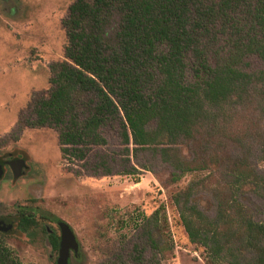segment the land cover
Returning a JSON list of instances; mask_svg holds the SVG:
<instances>
[{
    "label": "trees",
    "instance_id": "16d2710c",
    "mask_svg": "<svg viewBox=\"0 0 264 264\" xmlns=\"http://www.w3.org/2000/svg\"><path fill=\"white\" fill-rule=\"evenodd\" d=\"M62 24L64 59L50 64L51 87L36 100L31 124L58 129L64 158L105 144L101 128L116 122L123 144L160 146L174 179L225 164L230 196L219 200L216 218L191 203L192 182L180 193L181 221L191 241L209 247L208 264H220L235 242L253 256L228 264H264V222L238 201L246 187L264 198V174L249 162L253 135L233 136L241 111L264 119V66L252 70L247 60L255 54L264 64V0H75ZM188 140L200 150L192 159L179 148ZM10 225L0 226V264H30L6 243ZM38 225L34 210L19 209L20 230L33 236ZM48 237L58 250L59 235Z\"/></svg>",
    "mask_w": 264,
    "mask_h": 264
},
{
    "label": "rangeland",
    "instance_id": "374dc122",
    "mask_svg": "<svg viewBox=\"0 0 264 264\" xmlns=\"http://www.w3.org/2000/svg\"><path fill=\"white\" fill-rule=\"evenodd\" d=\"M73 1L0 0V158L24 159L17 179L6 175L0 183V214L14 218L6 243L23 262L55 264L58 250L48 233L59 235L60 229L56 221L42 218L44 213L62 218L74 230L79 249L72 251L70 264H208L209 247L191 241L181 221L185 198L180 193L193 182L191 203L213 220L219 200L230 196L225 164L174 179L175 170L160 146L123 144L116 122L102 126L105 144L90 146L83 157L74 152L64 158L58 129L31 124L36 100L51 87L50 64L64 59L67 36L62 21ZM119 22L116 13L113 32ZM247 60L252 70L264 66L255 54ZM233 130L235 140L242 131L253 135L247 139L249 162L264 174V119L241 111ZM179 148L187 159L200 151L189 140ZM239 148L229 146L236 154ZM238 201L255 221L264 222V198L258 190L246 187ZM19 204L32 206L42 225L33 236L17 227ZM156 210L158 222L152 218ZM229 246L221 252L220 264L238 257L242 263L251 261L253 255L241 251L237 242Z\"/></svg>",
    "mask_w": 264,
    "mask_h": 264
},
{
    "label": "water",
    "instance_id": "95a60500",
    "mask_svg": "<svg viewBox=\"0 0 264 264\" xmlns=\"http://www.w3.org/2000/svg\"><path fill=\"white\" fill-rule=\"evenodd\" d=\"M20 162L24 163V159H21ZM23 163H19L18 167H22ZM19 175V173H15L16 177ZM9 222L12 225L13 221H10L8 217H0V226H7ZM56 223L60 227L61 233L59 239L58 257L55 264H70L69 258L71 251H78L79 241L76 238L74 230L65 220L57 218ZM49 233H51V231Z\"/></svg>",
    "mask_w": 264,
    "mask_h": 264
},
{
    "label": "flooded vegetation",
    "instance_id": "af4514ba",
    "mask_svg": "<svg viewBox=\"0 0 264 264\" xmlns=\"http://www.w3.org/2000/svg\"><path fill=\"white\" fill-rule=\"evenodd\" d=\"M21 159H23V156H17V155H9L8 157L0 158V176L2 175V177L0 178V183L2 182L1 180L5 178L6 175H11L14 179H17L15 176V173L20 174L22 170L24 169V163L20 162ZM19 163H23L22 167H18ZM22 207H24L27 211H28V208H31L33 210L32 206H29L27 204H19L16 206L15 213L17 214L19 212V209H21ZM0 217L12 218L11 216H8V214H0ZM60 233H61V230H60ZM59 237H60V234H59ZM71 256H72V251H71L70 258ZM70 258H69V261H70Z\"/></svg>",
    "mask_w": 264,
    "mask_h": 264
}]
</instances>
